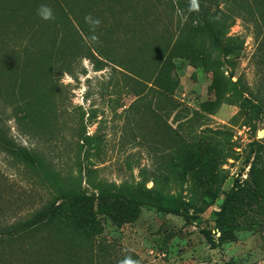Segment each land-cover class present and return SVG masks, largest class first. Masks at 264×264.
I'll list each match as a JSON object with an SVG mask.
<instances>
[{
  "label": "rangeland",
  "instance_id": "374dc122",
  "mask_svg": "<svg viewBox=\"0 0 264 264\" xmlns=\"http://www.w3.org/2000/svg\"><path fill=\"white\" fill-rule=\"evenodd\" d=\"M188 3L0 0V127L37 157L0 148V232L92 197L98 184L146 188L178 208L143 206L127 222L96 202L90 227L67 209L0 242V264H118L129 255L140 264H264V123H249V102H264V11L252 0H202L209 20L217 6L232 15L227 37L238 40L216 49L189 37ZM40 4L54 20L37 15ZM89 13L102 21L99 43L89 42Z\"/></svg>",
  "mask_w": 264,
  "mask_h": 264
},
{
  "label": "trees",
  "instance_id": "16d2710c",
  "mask_svg": "<svg viewBox=\"0 0 264 264\" xmlns=\"http://www.w3.org/2000/svg\"><path fill=\"white\" fill-rule=\"evenodd\" d=\"M256 9L264 11V0H252ZM200 11L189 12V37L194 40H208L213 48L223 49V42H236L238 39L228 38L227 33L229 28L234 24L232 15L223 11L221 7L217 6L213 13L212 19L209 20V12H205L202 5V0H199ZM189 4V3H188ZM229 0H226V5ZM219 18V19H217ZM238 49V48H237ZM192 53V52H191ZM189 52V55H192ZM234 91L240 97L243 96L246 88L239 81L232 83ZM248 102V100H244ZM249 109L251 111L250 127L253 131L258 130V122L264 123V102L250 103ZM255 146L260 147L261 142L256 140ZM0 148L7 152L14 154L20 159L29 163H36L37 157L25 148L18 147L8 136L5 135L4 130L0 127ZM259 149H256L257 152ZM95 194L89 196L86 193H81L75 196L70 203L62 204L53 212L52 210L42 209L32 214L30 217L20 220L19 222L3 227L0 232V242H13L27 235L28 232L37 230L43 227L45 223L50 221L62 220L67 209H74L77 212H83L85 224L87 227L91 226L94 218V205L97 202L100 206L103 204L105 210L119 212L116 218L123 219V221L133 222L139 216V210L143 206H150L157 208L160 211L178 212L175 205L176 202L165 199L161 195L154 194L152 190L143 188L141 190H132L126 184L117 186L115 184H98L96 185ZM71 207V208H70ZM174 207V208H173ZM213 241V240H210ZM211 243V242H210Z\"/></svg>",
  "mask_w": 264,
  "mask_h": 264
},
{
  "label": "clouds",
  "instance_id": "9594fccd",
  "mask_svg": "<svg viewBox=\"0 0 264 264\" xmlns=\"http://www.w3.org/2000/svg\"><path fill=\"white\" fill-rule=\"evenodd\" d=\"M189 12H199L200 11V3L199 0H189L188 4ZM37 15L45 21H50L55 19V14L53 9L47 4H40L37 8ZM85 23L89 25V31L92 35L89 37L90 43H99V37L95 34L97 28L101 25L102 21L98 17H94L91 13L87 14L84 17ZM84 63H90L88 59L82 58ZM66 74L63 73V76ZM62 76V77H63ZM118 264H140L139 260L133 259L130 255L125 256L122 260L118 262Z\"/></svg>",
  "mask_w": 264,
  "mask_h": 264
}]
</instances>
